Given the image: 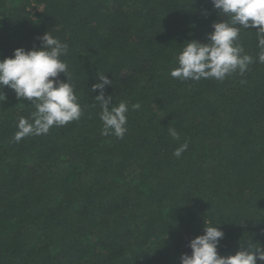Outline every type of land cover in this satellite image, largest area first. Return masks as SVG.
<instances>
[{"label": "trees", "instance_id": "obj_1", "mask_svg": "<svg viewBox=\"0 0 264 264\" xmlns=\"http://www.w3.org/2000/svg\"><path fill=\"white\" fill-rule=\"evenodd\" d=\"M222 19L209 0H0V59L39 46L46 31L67 43L61 59L82 110L16 142L19 118L35 109L3 89L0 264H179L204 222L224 232L221 256L264 246V63L255 29L237 39L253 58L242 75L170 76L183 43L206 42ZM100 74L112 80L104 90L112 105H129L122 139L101 135L99 90L91 91Z\"/></svg>", "mask_w": 264, "mask_h": 264}, {"label": "clouds", "instance_id": "obj_2", "mask_svg": "<svg viewBox=\"0 0 264 264\" xmlns=\"http://www.w3.org/2000/svg\"><path fill=\"white\" fill-rule=\"evenodd\" d=\"M209 3L218 17L226 19L211 25L206 42L183 43L177 55L178 67L170 72L174 79L184 82L214 78L222 82L237 71L242 75L253 58L244 54L243 47L237 43L241 29H255L260 49L257 59L264 63V0H209ZM36 39L39 46L34 44L29 50L17 48L11 57L0 59V103L7 99L3 93L7 87L17 100L30 101L35 109L27 118H19L13 137L16 142L27 136L47 134L51 127L64 126L78 120L82 114L74 85L66 76L68 65L61 59L68 53V44L47 31ZM61 74L66 82L59 78ZM105 85L112 86V80L100 74L91 89L99 90L94 101L101 108V135L122 139L127 132L129 105L122 101L113 106L111 95L105 96ZM131 108L139 109L140 104H132ZM168 133L174 140L180 139L175 128H169ZM187 148L185 142L173 155L179 158ZM223 239L224 232L219 227L206 226L204 222L203 234L188 242L190 254H181L179 264H257V261L264 264V246L258 243L247 247L242 244L234 255L221 256L219 248Z\"/></svg>", "mask_w": 264, "mask_h": 264}]
</instances>
